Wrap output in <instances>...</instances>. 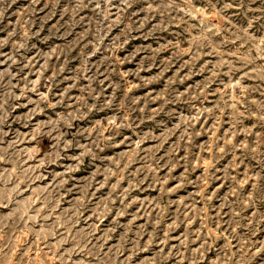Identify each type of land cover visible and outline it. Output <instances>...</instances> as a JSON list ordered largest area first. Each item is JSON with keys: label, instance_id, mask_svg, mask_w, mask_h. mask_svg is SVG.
Masks as SVG:
<instances>
[{"label": "rangeland", "instance_id": "374dc122", "mask_svg": "<svg viewBox=\"0 0 264 264\" xmlns=\"http://www.w3.org/2000/svg\"><path fill=\"white\" fill-rule=\"evenodd\" d=\"M110 1L0 0V264H264V0Z\"/></svg>", "mask_w": 264, "mask_h": 264}, {"label": "bare ground", "instance_id": "6f19581e", "mask_svg": "<svg viewBox=\"0 0 264 264\" xmlns=\"http://www.w3.org/2000/svg\"><path fill=\"white\" fill-rule=\"evenodd\" d=\"M117 2V0H111L110 1V4H113V6L108 9V12H107V15H106V21H111L115 18V11H114V4ZM180 9V8H179ZM189 9V8H188ZM15 16V15H14ZM216 16V15H215ZM199 17V16H198ZM220 17V16H219ZM196 18V16H195ZM199 19V18H198ZM214 22V21H213ZM217 27H218V24H217ZM210 29V28H209ZM101 32V31H100ZM103 32V31H102ZM40 36V35H39ZM108 40V39H107ZM16 42V41H15ZM4 51V47L3 48H0V70H4L5 67H6V58H7V53H3ZM97 56L98 54L96 52H93V53H90L88 55V60L90 62H94L96 59H97ZM29 58L33 61L32 62V65H31V69H29V71H27L26 73V77L30 80H32L33 82V88L31 90H34L36 91V93H34V97L35 98H38L40 95H42L43 93H45V90H44V84L40 81V75L34 71L36 68H39L41 66V59L39 58H34L32 55L29 54ZM8 67V66H7ZM98 76L101 78V80H104V76L99 73ZM63 78L66 82H68V75H63ZM1 79V77H0ZM46 79V78H45ZM237 80V79H236ZM152 85V84H150ZM156 88V87H155ZM226 90V89H225ZM241 90V89H239ZM32 92V91H31ZM235 92V91H234ZM58 95H60V93H55ZM88 100V99H87ZM15 101L18 102L19 104L21 105H24L25 104V94L23 93H20L18 95H16L15 97ZM17 111V110H16ZM200 117V116H199ZM33 120L35 121L34 123L35 124H38L39 123V116H35L33 118ZM44 129V128H43ZM46 133V131H45ZM138 134V133H137ZM39 138V137H38ZM45 141H50V142H55L57 141L56 139V136H44L43 138ZM36 141V140H35ZM49 143V142H48ZM43 144V143H42ZM20 149H25L28 147V145L25 143V142H19L17 144ZM47 145V144H46ZM139 145V143H138ZM33 146V145H32ZM43 148V147H42ZM41 149V148H40ZM47 150V149H46ZM29 152V151H28ZM41 155L42 153L39 152L37 150L36 154L34 155V158L32 157H29V158H26L24 160V164L26 165V167H32L36 164V161L40 160L41 159ZM43 160V159H42ZM41 165V164H40ZM209 165V164H208ZM46 167V166H45ZM77 168V167H76ZM41 170V169H40ZM60 171V170H59ZM62 173V171H60ZM20 180V179H19ZM34 182V181H33ZM30 186V185H29ZM52 188V187H51ZM153 192V191H152ZM55 193V192H54ZM9 194V193H8ZM9 204V203H8ZM105 204V203H104ZM5 208V207H4ZM100 212V211H99ZM30 214V213H29ZM53 214V213H52ZM101 214V213H100ZM99 215V214H98ZM101 216V215H100ZM59 217V216H58ZM50 219V218H49ZM103 219V217H102ZM45 220V219H44ZM99 222V221H98ZM96 224V223H95ZM26 232V231H25ZM97 232V231H96ZM17 234V233H16ZM17 240V238H16ZM67 243V242H66ZM42 248V247H41ZM60 251V250H59ZM30 253V252H29ZM5 254H8L7 251H4L0 254V257L4 256ZM142 254V253H141ZM210 254V253H209ZM9 255V254H8ZM10 257V255H9ZM74 257V256H73ZM57 258V257H56ZM51 259V258H50Z\"/></svg>", "mask_w": 264, "mask_h": 264}]
</instances>
